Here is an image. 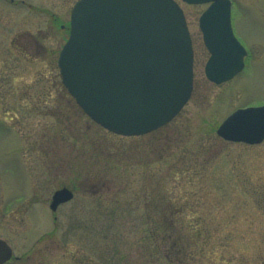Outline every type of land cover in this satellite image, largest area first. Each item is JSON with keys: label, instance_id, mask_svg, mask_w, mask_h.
I'll return each instance as SVG.
<instances>
[{"label": "rangeland", "instance_id": "1", "mask_svg": "<svg viewBox=\"0 0 264 264\" xmlns=\"http://www.w3.org/2000/svg\"><path fill=\"white\" fill-rule=\"evenodd\" d=\"M74 1L0 0V236L43 247L48 264H264V139L216 132L235 108L264 103V0H232L248 55L219 84L204 74L206 4L180 2L192 93L172 119L135 136L95 123L61 82ZM62 186L74 196L54 227L49 203ZM156 204L172 219H159Z\"/></svg>", "mask_w": 264, "mask_h": 264}, {"label": "water", "instance_id": "2", "mask_svg": "<svg viewBox=\"0 0 264 264\" xmlns=\"http://www.w3.org/2000/svg\"><path fill=\"white\" fill-rule=\"evenodd\" d=\"M211 1L199 17L211 55L206 76L231 78L246 50L231 27L230 0ZM58 56L63 84L93 120L123 134H141L171 119L192 90L193 50L183 10L175 0H78ZM227 140L264 138V105L238 108L217 128ZM58 189L50 204L71 198ZM0 239V263L8 256Z\"/></svg>", "mask_w": 264, "mask_h": 264}, {"label": "flooded vegetation", "instance_id": "3", "mask_svg": "<svg viewBox=\"0 0 264 264\" xmlns=\"http://www.w3.org/2000/svg\"><path fill=\"white\" fill-rule=\"evenodd\" d=\"M12 1H14V0H12ZM71 6H70V9H71ZM70 9H69V12H70ZM35 45L38 46V49L42 48V46L40 44H38L37 42H35ZM72 199H73V197L64 201V202L59 203L56 206L55 212L59 208H61V206L63 204L69 202ZM160 199H159V201H160ZM18 205H21V204L17 203L16 206H18ZM22 205L24 206V205H26V203H23ZM158 206H159V204H156V206L154 207V210L158 212V214H157L158 218L160 217V218L164 219L166 217H170L172 219L174 214H168L167 212L162 213V209L161 208L159 209ZM55 212L51 211V214H50L51 222L53 223L54 227L56 226V223L58 220V214H55ZM163 219H161V220H163ZM27 220L30 222L32 221V220H30L29 215H27ZM27 231L28 230L23 231L24 235H27L26 234ZM51 231L52 230H50L49 233H51ZM29 235H31V234H29ZM0 239L5 241L7 244V245L2 246L3 251L8 252L7 258L5 260H3L0 264H48L47 262L43 261L42 254L46 252V250L43 249V247L38 248V246L36 247V246H24V245L16 247L15 245H10V243L4 237L0 236Z\"/></svg>", "mask_w": 264, "mask_h": 264}, {"label": "bare ground", "instance_id": "4", "mask_svg": "<svg viewBox=\"0 0 264 264\" xmlns=\"http://www.w3.org/2000/svg\"><path fill=\"white\" fill-rule=\"evenodd\" d=\"M26 204H28V203H26Z\"/></svg>", "mask_w": 264, "mask_h": 264}]
</instances>
